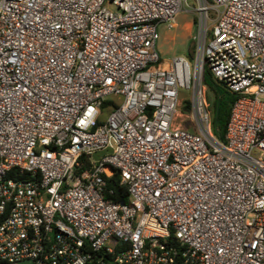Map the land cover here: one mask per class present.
<instances>
[{"label":"built area","instance_id":"2783aa9c","mask_svg":"<svg viewBox=\"0 0 264 264\" xmlns=\"http://www.w3.org/2000/svg\"><path fill=\"white\" fill-rule=\"evenodd\" d=\"M189 1L0 0V264H264V0H191L165 65Z\"/></svg>","mask_w":264,"mask_h":264},{"label":"trees","instance_id":"16d2710c","mask_svg":"<svg viewBox=\"0 0 264 264\" xmlns=\"http://www.w3.org/2000/svg\"><path fill=\"white\" fill-rule=\"evenodd\" d=\"M196 45L194 42L189 46V57L193 58L195 54ZM204 84L207 89V99L210 105V111L212 114V128L213 134L221 141H225L227 126L231 117V111L240 98V95L230 92L226 86L216 82L212 73L208 67L205 70ZM108 106V103L104 105V109ZM189 110V106L186 107ZM83 160H86L84 158ZM109 189L112 190V194H108V197L115 203L129 204L128 190L126 187H122L119 184V177L109 179Z\"/></svg>","mask_w":264,"mask_h":264},{"label":"rangeland","instance_id":"374dc122","mask_svg":"<svg viewBox=\"0 0 264 264\" xmlns=\"http://www.w3.org/2000/svg\"><path fill=\"white\" fill-rule=\"evenodd\" d=\"M194 8L195 5L190 0L176 17L173 29H168L166 25L159 28L160 38L157 43V49L165 65L180 56L190 59L188 49L194 42L193 37L196 33ZM107 118L108 113L105 112L102 116V121L107 120Z\"/></svg>","mask_w":264,"mask_h":264},{"label":"water","instance_id":"95a60500","mask_svg":"<svg viewBox=\"0 0 264 264\" xmlns=\"http://www.w3.org/2000/svg\"><path fill=\"white\" fill-rule=\"evenodd\" d=\"M108 153H113V149L112 148H109L107 151H104V152H100V153H96L93 155L94 159L96 161H99L100 158Z\"/></svg>","mask_w":264,"mask_h":264}]
</instances>
